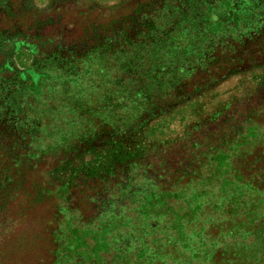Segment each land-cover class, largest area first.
<instances>
[{"label":"rangeland","instance_id":"1","mask_svg":"<svg viewBox=\"0 0 264 264\" xmlns=\"http://www.w3.org/2000/svg\"><path fill=\"white\" fill-rule=\"evenodd\" d=\"M195 27L214 38L208 62L134 132L28 162L45 141L0 117V264H53L68 246L81 264H164L160 252L207 264L215 249L229 261L227 236L258 213L247 200L264 185V0H11L0 12L4 36L27 44L5 49L13 73L54 54H144L154 39L201 38Z\"/></svg>","mask_w":264,"mask_h":264},{"label":"trees","instance_id":"2","mask_svg":"<svg viewBox=\"0 0 264 264\" xmlns=\"http://www.w3.org/2000/svg\"><path fill=\"white\" fill-rule=\"evenodd\" d=\"M9 1L0 0V12ZM170 29H166L165 34ZM205 31L197 30L202 33L199 39L185 37L178 42L154 39L142 43L144 54L137 52L118 57L96 53V49L79 55L54 54L48 58H38L35 68L28 67L18 73L10 69V56H5V49L13 53L27 44L12 42L0 31V55L4 53V57H7L0 63V117L8 111L7 116L12 119L8 121L10 125L18 123L32 134L29 137L31 143L45 141L37 154H24L28 162L39 160L36 159L38 155L73 153L83 144H92L108 131L127 135L139 128V122L145 116H151L161 109L163 102L168 105L165 99L171 97L169 94L208 62L207 57L213 51L209 41L214 38H208ZM219 41L216 40L218 44ZM125 47L121 46L123 50ZM160 51L162 54H159ZM104 66L114 72H108ZM33 77L38 78L37 90L32 88ZM91 163L87 162L86 166ZM255 184L247 204L251 205L250 211L258 209V213L252 218L242 214L243 220L239 226L228 234L230 241L222 254L227 255L229 261L222 258L216 261L221 254L212 249L216 256L207 264H264V214H259V209L264 207V185L259 187L257 184L256 187ZM251 225L255 228L248 229ZM154 240L152 243L148 241L151 247L161 246L160 241ZM169 245L173 249H177L175 246L179 248L174 243ZM165 255V252H160L159 259H163L164 264L173 263L172 258ZM182 258L185 260L178 264H191V258ZM72 259L76 260L72 246L59 247L54 254L53 264H81Z\"/></svg>","mask_w":264,"mask_h":264}]
</instances>
